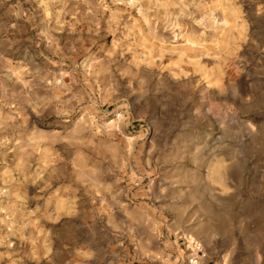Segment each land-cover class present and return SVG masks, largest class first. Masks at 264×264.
<instances>
[{
	"label": "rangeland",
	"instance_id": "rangeland-1",
	"mask_svg": "<svg viewBox=\"0 0 264 264\" xmlns=\"http://www.w3.org/2000/svg\"><path fill=\"white\" fill-rule=\"evenodd\" d=\"M185 236L264 264V0H0V264Z\"/></svg>",
	"mask_w": 264,
	"mask_h": 264
},
{
	"label": "built area",
	"instance_id": "built-area-1",
	"mask_svg": "<svg viewBox=\"0 0 264 264\" xmlns=\"http://www.w3.org/2000/svg\"><path fill=\"white\" fill-rule=\"evenodd\" d=\"M182 239L185 257L182 259L178 254L176 264H199L201 259L207 257V251L201 241L192 236H185ZM179 247H181V243H179Z\"/></svg>",
	"mask_w": 264,
	"mask_h": 264
},
{
	"label": "crops",
	"instance_id": "crops-1",
	"mask_svg": "<svg viewBox=\"0 0 264 264\" xmlns=\"http://www.w3.org/2000/svg\"><path fill=\"white\" fill-rule=\"evenodd\" d=\"M178 254L181 256L182 259H184V257H185L184 249H183V252H181V253H180V250H178ZM175 259L177 260V256ZM174 264H176V262ZM199 264H223V262L222 261H215L213 257L207 255L206 258H203L200 260Z\"/></svg>",
	"mask_w": 264,
	"mask_h": 264
}]
</instances>
